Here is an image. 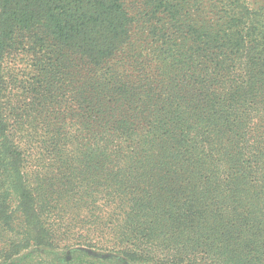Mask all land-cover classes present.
<instances>
[{
  "label": "trees",
  "instance_id": "obj_1",
  "mask_svg": "<svg viewBox=\"0 0 264 264\" xmlns=\"http://www.w3.org/2000/svg\"><path fill=\"white\" fill-rule=\"evenodd\" d=\"M139 2L0 0V264L264 260V6Z\"/></svg>",
  "mask_w": 264,
  "mask_h": 264
},
{
  "label": "rangeland",
  "instance_id": "obj_2",
  "mask_svg": "<svg viewBox=\"0 0 264 264\" xmlns=\"http://www.w3.org/2000/svg\"><path fill=\"white\" fill-rule=\"evenodd\" d=\"M122 1L124 3L125 7L128 8L131 15H133V17H134V26H133V31H132V33H133L132 40H133L134 44L136 46H138V45L143 46V45L147 44V42H148L147 25L145 22V17L142 15L143 14L142 5L140 4L139 0H122ZM246 1H248V3H250V6H253L257 10H260V8H261L260 6H264V0H246ZM259 179H260V184H259L260 190H262V192L264 194V176H262V177L259 176ZM226 185H227V183H226ZM217 191H221L222 193H228L229 188L227 186L220 185L219 189ZM251 201H253L260 210L264 211V196L263 195L259 199H251ZM261 204H262V206H261ZM258 234L259 233L254 234V235L249 234V236H247L246 234H242V238L244 239L243 243L246 244V246L240 247L237 250V253L241 255L239 258L249 259L250 254H249L248 250H250L251 247H253V248L259 247L261 251H264V243H263V241L259 240ZM235 238L240 239L241 234L236 233ZM212 240H214V239H211L210 241H212ZM85 250H87V252L90 255H94L95 257H97L99 259H102V258L103 259H105V258H107V259H113V258L120 259L121 258L120 255H116V254H110V253L100 252V251H92L90 249H85ZM211 253H212V256L216 257L217 248H216L215 242L213 244V250ZM193 255H195L194 258L192 257ZM193 255H191L189 258V260L191 262L190 264H207V263L211 264L210 261L205 259L207 256H204L200 253L193 254ZM66 256H67V258H69V252ZM237 261H238V259H237ZM238 263H240V262L238 261ZM258 264H264V260Z\"/></svg>",
  "mask_w": 264,
  "mask_h": 264
}]
</instances>
